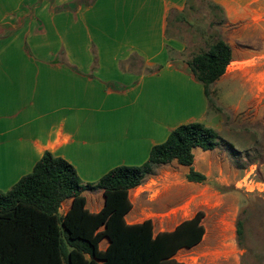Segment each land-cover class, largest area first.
Instances as JSON below:
<instances>
[{
    "label": "crops",
    "instance_id": "crops-1",
    "mask_svg": "<svg viewBox=\"0 0 264 264\" xmlns=\"http://www.w3.org/2000/svg\"><path fill=\"white\" fill-rule=\"evenodd\" d=\"M75 1L0 0V192L29 175L45 152L72 165L82 183H95L116 167L144 164L153 146L189 123L215 130L217 147L193 149L191 167L157 169L184 179L191 169L203 182L227 170L224 142L232 141L223 112H247L250 102L241 104L258 97V84L230 105L234 93L219 85L242 74L228 66L210 87L218 111H209L188 62L213 43L195 52L180 35L189 0ZM208 2L220 13L218 40L231 49L229 65L264 64V0ZM231 169L234 176L246 171ZM83 196L90 213L103 208L102 191ZM70 207L64 201L59 216Z\"/></svg>",
    "mask_w": 264,
    "mask_h": 264
},
{
    "label": "trees",
    "instance_id": "trees-1",
    "mask_svg": "<svg viewBox=\"0 0 264 264\" xmlns=\"http://www.w3.org/2000/svg\"><path fill=\"white\" fill-rule=\"evenodd\" d=\"M231 61L230 47L218 40L188 62L204 89L209 111H218L210 87ZM218 142V133L203 124L181 125L151 148L144 164L116 167L87 184L72 165L45 152L29 175L8 192H0V264H180L175 254L197 245L204 235L200 217L181 222L170 232L155 233L150 220L129 225L128 193L153 177L158 167L172 162L191 167L193 149L212 151ZM185 179L195 184L205 180L191 169ZM97 191L103 193V208L90 213L83 193ZM66 200H71V207L59 216ZM235 226L240 246L244 220L237 219ZM102 240L108 242L105 250L99 248Z\"/></svg>",
    "mask_w": 264,
    "mask_h": 264
},
{
    "label": "rangeland",
    "instance_id": "rangeland-1",
    "mask_svg": "<svg viewBox=\"0 0 264 264\" xmlns=\"http://www.w3.org/2000/svg\"><path fill=\"white\" fill-rule=\"evenodd\" d=\"M84 1L90 0H76L75 4ZM177 23L180 35L189 38L195 52L219 39L220 13L208 0H189L187 11ZM227 70L242 74L241 79L232 84L219 85L223 89L229 87L234 93L227 100L230 105L240 100L249 83L258 84L255 88L258 97L241 104L244 107L250 102L252 107L247 112H223L232 142L228 140L234 144L224 142L226 154L231 156V166L221 174L215 172L213 178L198 186L182 176L170 177L164 170L157 169L141 188L128 193L131 210L126 220L129 225L150 220L154 232L159 233L200 217L204 235L197 245L175 254L180 264H264V194L237 190L234 185L244 172L234 176L231 169L243 167L247 171L253 166L255 180L264 182V74L257 75L264 72V64L262 61L232 63ZM239 155H243L244 162L235 157ZM239 218L244 220L240 246L236 243L235 226ZM106 246V240L99 244L100 250H105Z\"/></svg>",
    "mask_w": 264,
    "mask_h": 264
},
{
    "label": "built area",
    "instance_id": "built-area-1",
    "mask_svg": "<svg viewBox=\"0 0 264 264\" xmlns=\"http://www.w3.org/2000/svg\"><path fill=\"white\" fill-rule=\"evenodd\" d=\"M253 169H254L253 166H250L249 169L244 172V175L238 181H236L234 186L237 190H242L248 193L256 191L259 194H264V182L255 180V176H256L254 172L255 169L254 170ZM142 185L133 189V191L136 192L139 188L142 187ZM250 187L252 189L248 190V188ZM258 187H260V189ZM139 193H142V192H139Z\"/></svg>",
    "mask_w": 264,
    "mask_h": 264
}]
</instances>
